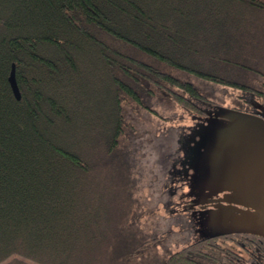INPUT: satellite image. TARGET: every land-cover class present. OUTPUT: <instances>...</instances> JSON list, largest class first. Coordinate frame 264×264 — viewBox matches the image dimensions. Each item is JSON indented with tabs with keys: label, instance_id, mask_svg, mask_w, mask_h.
<instances>
[{
	"label": "trees",
	"instance_id": "trees-1",
	"mask_svg": "<svg viewBox=\"0 0 264 264\" xmlns=\"http://www.w3.org/2000/svg\"><path fill=\"white\" fill-rule=\"evenodd\" d=\"M263 103L264 0H0V264H264L200 235L185 162Z\"/></svg>",
	"mask_w": 264,
	"mask_h": 264
},
{
	"label": "water",
	"instance_id": "water-1",
	"mask_svg": "<svg viewBox=\"0 0 264 264\" xmlns=\"http://www.w3.org/2000/svg\"><path fill=\"white\" fill-rule=\"evenodd\" d=\"M9 81L20 98L15 64ZM258 107L219 106L188 140L185 162L194 171L190 191L205 208L198 222L203 238L229 233L264 237V103Z\"/></svg>",
	"mask_w": 264,
	"mask_h": 264
},
{
	"label": "rangeland",
	"instance_id": "rangeland-1",
	"mask_svg": "<svg viewBox=\"0 0 264 264\" xmlns=\"http://www.w3.org/2000/svg\"><path fill=\"white\" fill-rule=\"evenodd\" d=\"M256 37L257 38H260L261 36L260 35H256ZM254 53V51H251V53H250V55H252ZM231 91V90H230ZM235 96H238V95H236L235 94ZM233 102V101H232ZM231 101H230V99H227V101H226V104H233ZM176 111H177V114H176V116L174 117V119H173V122H178L179 121V119H184L183 120V122H186V123H191V115L190 114H188V113H186V111H183L182 109H176ZM167 123H169V121L167 122ZM164 210H162L161 212H163Z\"/></svg>",
	"mask_w": 264,
	"mask_h": 264
}]
</instances>
